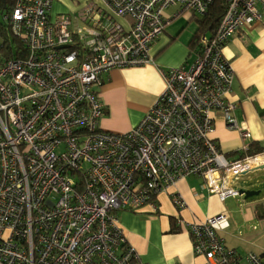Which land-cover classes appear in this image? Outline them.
Returning a JSON list of instances; mask_svg holds the SVG:
<instances>
[{
	"label": "built area",
	"instance_id": "obj_1",
	"mask_svg": "<svg viewBox=\"0 0 264 264\" xmlns=\"http://www.w3.org/2000/svg\"><path fill=\"white\" fill-rule=\"evenodd\" d=\"M52 1L14 0L0 18L21 45L17 59H5L0 40V264H143L117 211H155L160 193L193 177L220 201L242 197L233 182L264 167V152L228 159L209 138L217 112L227 129L251 139L226 99L234 73L222 50L261 19L264 0H226L217 30L199 37L188 66L162 73V93L122 134L100 127L104 75L152 63L165 9L180 5L202 17L217 0L91 1L54 21ZM227 220L219 213L176 223L205 264H264L226 247Z\"/></svg>",
	"mask_w": 264,
	"mask_h": 264
},
{
	"label": "crops",
	"instance_id": "obj_2",
	"mask_svg": "<svg viewBox=\"0 0 264 264\" xmlns=\"http://www.w3.org/2000/svg\"><path fill=\"white\" fill-rule=\"evenodd\" d=\"M185 10L181 8L174 13L171 9L163 14L168 24L150 49L152 63L114 69L104 75L100 89V98L105 108L104 117L100 121L103 131L122 134L135 128L164 89L162 73L170 68L188 66L192 61L196 47L189 48V44L198 28L197 18H194L198 15L193 13L188 19L189 27L192 29L194 22L195 28L186 37L180 34L182 27L175 28V20ZM222 53L234 73L226 99L236 104L234 119L249 131L251 139L242 138L238 130L227 129L224 119L217 112L211 114L213 131L209 138L225 154H233L229 159H237L243 146L254 143L264 148V10L261 19L233 36ZM261 168L255 167L246 174L253 181L246 179V175L236 179L246 186L243 189L259 192L257 196L239 203V210L231 206L237 203L236 198L229 197L220 201L216 195H210L202 188L200 178L193 177L179 179L167 192L160 193L155 211L149 207L138 211H117L119 227L126 243L143 264H205L203 257L194 255L190 236L185 230L170 232L171 220L204 222L219 213H226L228 226L221 232L226 247L242 257L253 253L264 258V218L259 219L255 214L256 206L264 209V187L260 185L264 169ZM236 180L233 186L240 189ZM173 196L181 197L186 207L178 209L174 205ZM232 208L248 225L243 232L235 228V224L233 229L229 212Z\"/></svg>",
	"mask_w": 264,
	"mask_h": 264
},
{
	"label": "trees",
	"instance_id": "obj_3",
	"mask_svg": "<svg viewBox=\"0 0 264 264\" xmlns=\"http://www.w3.org/2000/svg\"><path fill=\"white\" fill-rule=\"evenodd\" d=\"M14 0H0V18L7 13L9 10L13 8ZM226 6V0H217L211 7L208 13L202 17H196L198 28L194 34L192 41L189 44V48H194L197 45L198 39L203 34H211L214 33L219 23L223 17L224 11ZM5 23L0 21V40L2 41V49H1V57L5 59H17L18 53L16 48H20L21 45L17 40L14 38H9L6 31H5ZM15 47V48H14ZM264 152V148L251 143L247 151H241L237 155V159H243L247 156H254ZM225 156L229 159L233 154H225ZM233 159V160H237ZM255 214L259 219L264 218V209L260 208L259 206L255 207ZM181 231L180 226L176 223V221L171 220V233H178ZM263 256V255H262ZM263 258V257H262Z\"/></svg>",
	"mask_w": 264,
	"mask_h": 264
},
{
	"label": "rangeland",
	"instance_id": "obj_4",
	"mask_svg": "<svg viewBox=\"0 0 264 264\" xmlns=\"http://www.w3.org/2000/svg\"><path fill=\"white\" fill-rule=\"evenodd\" d=\"M91 1H93L94 3H96L99 6L102 5L100 0H53L52 5H51V19H52V21H54L55 17L59 14H74V13L80 11L81 9H83ZM181 8L182 7L180 5L171 6L168 9L164 10V14L171 9H173L175 11L174 13H176V11L180 10ZM192 16H193V12H191L189 10H185L180 17L181 19L178 18L177 20H175V22H177V25L175 26V28L180 29L182 27V29H183L182 33H180L182 35V37H186L188 35V32H190L193 28H195L194 22L192 23L193 28L191 29L189 27L190 22H188V19L191 18ZM120 21L126 25V22L124 20H120ZM185 31H186V33H185ZM245 178L246 179L249 178L252 181L254 180V179L250 178L249 175H246ZM235 183H236V185L240 186V188H242V189L246 187L245 185L241 184L240 180H236ZM260 185L262 186V188L264 187V172H263V177H261V180H260ZM259 191H263V189H259ZM235 198H236L237 203H235L233 201L234 203L231 206H235V209L239 210L240 205H238V204L243 201V197H235ZM228 202H227V204H228ZM227 207L229 208V205H227ZM233 210H234V208L229 210V212L231 214L230 222L233 225V229H234V224H235V226H236L235 228H237L239 231L243 232L244 228L247 229L248 225H246V223L244 221H242V219L239 217L240 214H236V212ZM235 231H236V229H235Z\"/></svg>",
	"mask_w": 264,
	"mask_h": 264
},
{
	"label": "water",
	"instance_id": "obj_5",
	"mask_svg": "<svg viewBox=\"0 0 264 264\" xmlns=\"http://www.w3.org/2000/svg\"><path fill=\"white\" fill-rule=\"evenodd\" d=\"M264 169V167H262L260 170ZM246 174H243L242 176H245ZM238 194L243 195V200H247L250 199L252 197H255L259 194L258 191H250V190H246V189H238Z\"/></svg>",
	"mask_w": 264,
	"mask_h": 264
}]
</instances>
